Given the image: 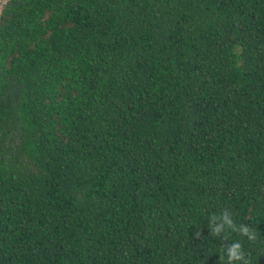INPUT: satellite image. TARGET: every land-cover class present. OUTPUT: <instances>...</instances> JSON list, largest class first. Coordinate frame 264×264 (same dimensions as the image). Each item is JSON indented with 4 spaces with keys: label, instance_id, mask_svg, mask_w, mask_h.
<instances>
[{
    "label": "trees",
    "instance_id": "obj_1",
    "mask_svg": "<svg viewBox=\"0 0 264 264\" xmlns=\"http://www.w3.org/2000/svg\"><path fill=\"white\" fill-rule=\"evenodd\" d=\"M235 242L264 264V0H8L0 264H228Z\"/></svg>",
    "mask_w": 264,
    "mask_h": 264
},
{
    "label": "clouds",
    "instance_id": "obj_2",
    "mask_svg": "<svg viewBox=\"0 0 264 264\" xmlns=\"http://www.w3.org/2000/svg\"><path fill=\"white\" fill-rule=\"evenodd\" d=\"M213 221V234L224 235L228 230L235 231V224L233 219L227 212H224L220 218L219 223H216V217H212ZM242 236L246 237L249 241L255 240L256 234L250 226L246 225L239 229ZM228 264H251V260L246 255L243 246L239 242L232 244L230 248H227Z\"/></svg>",
    "mask_w": 264,
    "mask_h": 264
},
{
    "label": "water",
    "instance_id": "obj_3",
    "mask_svg": "<svg viewBox=\"0 0 264 264\" xmlns=\"http://www.w3.org/2000/svg\"><path fill=\"white\" fill-rule=\"evenodd\" d=\"M7 1H8V0H2V4H3V3L5 4ZM0 4H1V2H0ZM4 4H3V5H4ZM3 5L1 6V10H2V8H3ZM1 10H0V13H1Z\"/></svg>",
    "mask_w": 264,
    "mask_h": 264
},
{
    "label": "rangeland",
    "instance_id": "obj_4",
    "mask_svg": "<svg viewBox=\"0 0 264 264\" xmlns=\"http://www.w3.org/2000/svg\"><path fill=\"white\" fill-rule=\"evenodd\" d=\"M0 2H1V4H0V10H1V6H2L4 3L2 4V0H0Z\"/></svg>",
    "mask_w": 264,
    "mask_h": 264
}]
</instances>
